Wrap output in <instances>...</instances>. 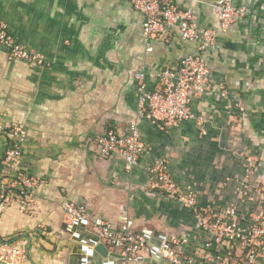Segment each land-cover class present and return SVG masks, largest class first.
I'll use <instances>...</instances> for the list:
<instances>
[{"label":"crops","instance_id":"crops-1","mask_svg":"<svg viewBox=\"0 0 264 264\" xmlns=\"http://www.w3.org/2000/svg\"><path fill=\"white\" fill-rule=\"evenodd\" d=\"M176 2L194 11L198 26L216 27L211 1ZM233 4H245L244 14L219 32L215 47L206 54L213 78L225 83L229 97L212 89L190 104L192 112L204 118L206 134L194 118L167 126L142 118L140 137L150 152L127 173L118 156L97 157L94 135L109 126L124 131L133 119L132 74L138 66L152 72L174 64L195 50V42L181 39L172 29L153 39L152 50L145 52L143 15L129 0H0V19L19 43L45 60L43 65L9 60L0 45V123L25 125L28 136L21 162L44 180L39 207L32 214L15 205L0 213V237L26 245L29 236L32 263L68 264L77 242L66 230L72 222L64 218V198L85 200L92 212L113 223L126 216L136 232L155 237L188 230L191 212L146 175L145 166L154 156L166 158L177 184L196 189L199 205L227 199L229 193L220 195L212 176L215 169L228 172V165L214 158L215 143L237 136L251 140L255 132H264V8L262 0ZM235 98L243 102V114L234 109ZM5 147L6 137L0 135V158ZM260 168L262 172L264 164ZM58 185L66 190L59 205L52 199ZM46 222L63 232L53 230L42 237Z\"/></svg>","mask_w":264,"mask_h":264},{"label":"built area","instance_id":"built-area-1","mask_svg":"<svg viewBox=\"0 0 264 264\" xmlns=\"http://www.w3.org/2000/svg\"><path fill=\"white\" fill-rule=\"evenodd\" d=\"M129 2L143 15L145 52L152 50L153 39L165 37L172 29H177L181 39L196 45L193 52L159 70L151 72L144 65L138 66L132 74L135 91L133 119L124 131L109 126L94 135L97 157L105 160L118 156L127 173L150 152L140 137L138 120L142 118L159 126L176 125L194 118L200 132L206 134L204 118L194 114L190 104L195 97L212 89L222 98L229 97L225 83L213 78L206 54L215 47L219 32L225 31L241 12L234 6L233 0L211 1L217 25L202 27L196 23L194 11L181 7L176 0ZM0 45L6 49L9 60H23L37 65L45 62L39 52L19 43L1 19ZM232 104L238 113H244L240 99H232ZM0 135L6 137V147L0 158V213L7 206L15 205L22 213L32 214L39 207L38 191L44 180L30 173L21 162L27 129L21 122L0 123ZM248 161L249 166L242 168L240 174L224 180L229 197L206 206L199 205L195 188L183 187L174 181L164 156H154L147 163V177L166 196L189 210L192 216L188 230L169 234L158 249L170 263L264 264V181L257 168H252L253 161L250 158ZM61 206L65 219L84 222L110 250L123 256L122 264H150L142 257L151 255V243L131 227L126 216L113 223L107 217L92 212L83 199L64 198ZM24 245V242L0 237V260L13 262L25 258Z\"/></svg>","mask_w":264,"mask_h":264},{"label":"rangeland","instance_id":"rangeland-1","mask_svg":"<svg viewBox=\"0 0 264 264\" xmlns=\"http://www.w3.org/2000/svg\"><path fill=\"white\" fill-rule=\"evenodd\" d=\"M245 2H250L253 0H244ZM263 8H264V0H262ZM241 10L239 12V16H242L245 12L246 6L241 5L236 7ZM262 33L264 35V28L262 29ZM261 53L263 55L264 59V36L261 41ZM264 131V129H263ZM231 140V141H230ZM230 140H219L215 143L214 151H215V156L214 158L220 163V162H225L228 167V172L225 173L223 171L217 172V170H214V173L212 176L214 177L215 180H217L216 184L218 188L220 187V195L221 193L226 192L228 194L227 188L224 186V180L227 177L238 175L242 172V168H245L249 166V161H253V166L252 168H257L258 174L262 175L263 177L261 178L264 180V169L261 172L260 165L264 164V132L262 134H258L255 132V138L251 140H247L244 136H237L235 139H230ZM219 153V154H218ZM52 179V176L48 179L49 181ZM221 183V184H220ZM57 195H53L52 199L57 203V205L60 204V199L61 195L66 193V190L63 189L62 186H59L56 188ZM219 195V197H220ZM223 200V197L221 198ZM63 219V218H62ZM44 233L41 235L42 237L47 236V233L50 231H57V232H63V230L60 229V227H56L55 229L51 227L50 223H45L44 228H42ZM67 238H69V235L67 233H64ZM24 240V239H23ZM46 240V239H44ZM66 249L68 250V247L66 246ZM14 264H19V262H26L27 264H33L30 262L28 255L26 254L25 258L22 259H16L13 260ZM34 262V261H33ZM36 263V262H34Z\"/></svg>","mask_w":264,"mask_h":264},{"label":"water","instance_id":"water-1","mask_svg":"<svg viewBox=\"0 0 264 264\" xmlns=\"http://www.w3.org/2000/svg\"><path fill=\"white\" fill-rule=\"evenodd\" d=\"M216 1V0H209ZM71 238L77 243L72 245V251L69 256L68 264H122L123 256L113 250H110L98 237V235L89 230L84 222L73 221L68 224L66 228ZM148 238L152 246V253L150 256L142 257L144 262L150 264H172L170 261L162 256L158 249L165 239L162 233L155 235L146 232H138ZM167 241V240H166ZM30 244V237L28 236L25 245V252L28 253V245ZM171 246V244H169ZM0 264H11L9 262L0 260ZM33 264H36L33 262Z\"/></svg>","mask_w":264,"mask_h":264},{"label":"bare ground","instance_id":"bare-ground-1","mask_svg":"<svg viewBox=\"0 0 264 264\" xmlns=\"http://www.w3.org/2000/svg\"><path fill=\"white\" fill-rule=\"evenodd\" d=\"M10 263V262H9ZM12 264V263H11Z\"/></svg>","mask_w":264,"mask_h":264}]
</instances>
